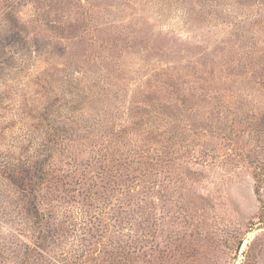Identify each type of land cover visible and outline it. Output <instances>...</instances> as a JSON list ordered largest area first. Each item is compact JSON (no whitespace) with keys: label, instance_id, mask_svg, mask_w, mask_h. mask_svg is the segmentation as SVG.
<instances>
[{"label":"rangeland","instance_id":"rangeland-1","mask_svg":"<svg viewBox=\"0 0 264 264\" xmlns=\"http://www.w3.org/2000/svg\"><path fill=\"white\" fill-rule=\"evenodd\" d=\"M0 264H264V0H0Z\"/></svg>","mask_w":264,"mask_h":264},{"label":"trees","instance_id":"trees-1","mask_svg":"<svg viewBox=\"0 0 264 264\" xmlns=\"http://www.w3.org/2000/svg\"><path fill=\"white\" fill-rule=\"evenodd\" d=\"M24 169H25V168H24ZM24 169H23V170H24ZM23 172H24V176L27 177V174H28L27 170H26V171H23ZM31 191L33 192V190H31Z\"/></svg>","mask_w":264,"mask_h":264}]
</instances>
